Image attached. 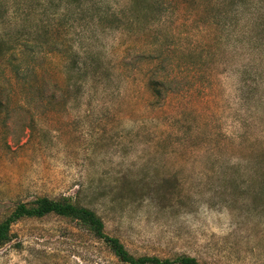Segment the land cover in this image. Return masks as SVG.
<instances>
[{
  "label": "rangeland",
  "instance_id": "obj_1",
  "mask_svg": "<svg viewBox=\"0 0 264 264\" xmlns=\"http://www.w3.org/2000/svg\"><path fill=\"white\" fill-rule=\"evenodd\" d=\"M244 1L0 0V222L66 198L133 256L264 264V21ZM9 235L0 264H124L53 214Z\"/></svg>",
  "mask_w": 264,
  "mask_h": 264
},
{
  "label": "trees",
  "instance_id": "obj_2",
  "mask_svg": "<svg viewBox=\"0 0 264 264\" xmlns=\"http://www.w3.org/2000/svg\"><path fill=\"white\" fill-rule=\"evenodd\" d=\"M244 0H232L234 9L243 6ZM247 4L244 9L250 13L257 14L255 18L264 21V0H245ZM242 3V4H241ZM241 4V5H240ZM254 17V15L252 16ZM148 86L154 95L158 94L159 83L150 80ZM53 214L72 220L80 227L86 229L96 239L103 241L113 256L124 264H198L193 257L177 256L173 259H159L153 256H133L127 252L123 245L115 237L107 236L103 231V224L98 216L89 209L76 206L66 198L49 199L47 197L37 198L30 203H18L12 211L0 222V246L10 240L9 227L15 221L22 218H41Z\"/></svg>",
  "mask_w": 264,
  "mask_h": 264
}]
</instances>
